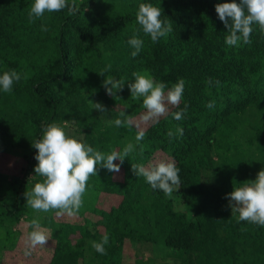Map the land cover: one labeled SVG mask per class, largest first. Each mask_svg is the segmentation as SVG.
I'll return each instance as SVG.
<instances>
[{"label":"trees","instance_id":"16d2710c","mask_svg":"<svg viewBox=\"0 0 264 264\" xmlns=\"http://www.w3.org/2000/svg\"><path fill=\"white\" fill-rule=\"evenodd\" d=\"M221 2L76 0L75 15L65 8L29 22L33 0H0V74L21 75L10 92L0 89V155L13 164L0 168V264L11 253L13 264L17 257L21 264H125V250L133 245L135 264H264V226L238 221L226 198L264 170V32L254 24L250 44L228 46L229 33L215 11ZM142 3L160 6V19L171 23L172 32L158 42L136 21ZM133 36L144 41L135 57L128 44ZM107 65L106 77L125 80L117 97L106 94L97 74ZM133 73L164 82L165 91L185 82L179 107L169 106L158 123L141 124L139 142L136 127L114 123L125 106L134 120L146 111L142 98L130 96ZM94 99L108 111L92 109L88 101ZM209 101L213 108L205 106ZM185 106L183 119L175 120L172 113ZM63 122H72L83 143L106 155L128 143L135 150L118 173L97 165L75 215L45 212L37 221L52 238L25 255L36 219L23 193L43 181L34 173L32 143L48 124ZM159 160L180 169V188L171 197L131 171L132 164ZM105 234L100 254L92 243ZM147 244L162 245L164 253L143 260L136 253Z\"/></svg>","mask_w":264,"mask_h":264},{"label":"clouds","instance_id":"9594fccd","mask_svg":"<svg viewBox=\"0 0 264 264\" xmlns=\"http://www.w3.org/2000/svg\"><path fill=\"white\" fill-rule=\"evenodd\" d=\"M67 8L70 15H75L79 8L76 0H33L28 17L29 22L35 18H41L45 12H59ZM218 19L224 24L227 32L225 43L228 46H238L240 43L250 44V35L253 25L259 26L264 32V0H224L215 5ZM161 7L152 4H140L136 12V21L142 31L148 35L152 42H158L161 37L172 32L171 23L162 21ZM47 31L46 26L41 27ZM128 44L134 49L132 57L138 55L144 45V41L137 36L128 40ZM111 65L98 72L104 77L102 86L107 95L117 97L116 93L122 91L125 80L114 79L105 76L110 71ZM134 81L127 84L130 96L133 100L142 98L143 108L146 110L138 120H134L126 113L125 106L120 110L119 116L114 123L116 126H129L138 129L136 141L139 142L145 136V129L141 124L158 123L159 119L169 112V106L179 107L183 96L185 82L183 79L166 89L164 82H156L147 74L133 73ZM27 79V75L24 76ZM21 75L15 70L5 71L0 74V89L5 93L12 90L13 83L19 81ZM211 83V80H209ZM219 84V81L216 82ZM208 108L214 107V102L209 101ZM92 109L100 113L108 110L100 102H92ZM187 111V106L180 111L172 113L175 120H182ZM176 133L183 135V129L177 127ZM170 130L168 136L173 137ZM36 149L34 173L43 177L42 182H37L30 191L23 193L27 206L36 211L48 212L58 210L57 215H75L83 205V195L86 192L87 181L93 175H97V165L110 172L118 173L124 159L132 153L134 145L128 143L122 151H112L104 154L95 150L81 140L66 134L65 130L55 124H48L43 129L42 137L32 143ZM119 161L120 163H115ZM131 171L135 176H142L152 189L163 191L165 196L171 197L173 191L180 188V169L174 161L159 160L149 164L147 167L138 164L131 165ZM229 200L231 213H238V221H247L259 226H264V170H260L251 183L235 187L226 194ZM30 227L33 231L25 238V255H31V249L45 247L48 240L52 238V232L41 229L37 220H32ZM109 237L105 234L102 241L93 242L92 247L96 252L105 254V247Z\"/></svg>","mask_w":264,"mask_h":264},{"label":"rangeland","instance_id":"374dc122","mask_svg":"<svg viewBox=\"0 0 264 264\" xmlns=\"http://www.w3.org/2000/svg\"><path fill=\"white\" fill-rule=\"evenodd\" d=\"M88 102H100L99 100L97 99H94L93 101L92 100H89ZM101 103V102H100ZM102 104V103H101ZM62 128L65 130L66 134L73 137V138H76V139H79L81 140V142L83 141V135L82 134H79L77 133L75 130H74V125L72 122H63L62 123ZM13 164L11 163V159L9 157H6V156H1L0 155V168L1 169H5L9 166H12ZM17 166V165H16ZM15 166V167H16ZM14 167V168H15ZM2 201V200H1ZM4 202V201H3ZM29 207V206H28ZM29 210L31 211L28 215H32L35 217L36 220H42L45 216V212L44 211H36V210H33L32 208L29 207ZM27 216L24 215L23 217ZM22 217V218H23ZM29 225L26 226V228L28 227ZM41 229H44V230H47V228L43 227V226H40ZM49 231V230H47ZM139 246V245H138ZM136 246V247H138ZM132 248H135L134 245L133 247L131 246H128L126 248V252L124 253V259L125 260V264H135V262L133 263L134 261V256H133V252L134 251L132 250ZM132 250V252H131ZM2 249L0 250V255L2 253ZM22 251H25V247L22 248ZM4 253V252H3ZM152 253H154L155 255L159 256V254H163L164 253V248H162V245H157V244H153L151 246V244H147L144 246L143 250H141V253H136L137 255L141 256L143 260H146L148 257L152 256ZM13 253H11V255L9 254H6L4 257H2L1 259V263L2 264H13L12 262H10L12 260L13 257H15V254L14 256L12 255ZM15 260L18 261L19 264L22 263L21 260H19V257L15 258Z\"/></svg>","mask_w":264,"mask_h":264}]
</instances>
